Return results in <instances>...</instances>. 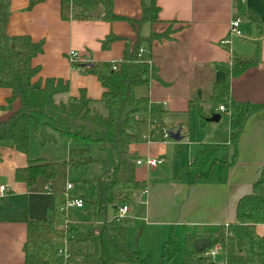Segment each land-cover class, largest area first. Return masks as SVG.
Here are the masks:
<instances>
[{"label":"crops","instance_id":"crops-1","mask_svg":"<svg viewBox=\"0 0 264 264\" xmlns=\"http://www.w3.org/2000/svg\"><path fill=\"white\" fill-rule=\"evenodd\" d=\"M0 1L8 11L6 35L28 36L32 42L43 44L42 53L32 60V66L39 68L33 82L43 84L47 79H59L68 85L67 93L55 96L56 102L76 98L80 90H84L87 98L97 101L103 92L95 77L71 66L67 60L69 53H75L76 61L87 65L117 62L127 46L142 40L139 49L156 68L159 82L152 81L147 88H140L139 96H148L150 102L161 104L165 111L162 122L174 129L171 131L179 130L182 139L151 141L128 148V153L137 154L138 160H162L155 168L141 165L135 169V179L147 184L135 205L128 207L124 219L126 226L130 222L138 223L133 224L140 227L136 239L145 231L151 235L156 231L168 235L172 231L180 236L171 240L178 242L181 251L179 245L183 244L185 234L215 235L221 225L235 220L238 200L250 193L264 165V111L246 117L233 142L229 114L218 110L219 106L227 110V105L212 106L204 102L215 83L216 69L229 68L232 58L237 56L254 57L256 66L230 80L231 99L239 103H264V0H243L242 5L256 16L260 30L239 17L236 0H155L158 21L153 24L141 22L140 0H111L116 19L110 22L102 19L101 8L96 18L63 20L62 0ZM236 18L241 20L242 37L231 38L229 45L221 46L220 42L228 38L230 23ZM167 30L168 38L147 41L152 34ZM108 36L115 39L104 49L102 44ZM10 95L9 90L0 89V121L18 109L17 100L7 108ZM191 105L202 106L207 119L212 114L220 115L218 123L206 121L200 125ZM223 114L226 115L224 128H216ZM57 143L65 150L58 176L53 180L39 177L30 188L15 182L14 173L31 161L51 162L45 152L35 153L32 144L27 154L0 148V187H6L0 195V264H23L26 223L45 220L51 212L53 196L65 197L73 189L69 180L72 172L65 164L69 159V143L62 138H57ZM204 145L218 146L220 151L213 159L209 177L189 185L182 174ZM109 155L113 159V153ZM168 160L169 165L165 166ZM221 166L225 172L222 180ZM68 184L72 186L70 191L66 189ZM255 231L258 236H264V225H257ZM127 240L128 228L126 245ZM64 249L76 256L77 264L79 256L70 251L68 243ZM129 250L140 251L137 245ZM169 257L165 262H169ZM214 261L224 263L220 251Z\"/></svg>","mask_w":264,"mask_h":264},{"label":"trees","instance_id":"trees-1","mask_svg":"<svg viewBox=\"0 0 264 264\" xmlns=\"http://www.w3.org/2000/svg\"><path fill=\"white\" fill-rule=\"evenodd\" d=\"M239 17L251 22L258 30L261 24L252 13L236 0ZM63 20H86L88 11L101 8L102 19L113 21L111 0H62ZM142 23L158 21L155 0H140ZM8 11L0 1V89L10 91L7 108L18 101V109L0 121V148L13 149L21 154L28 153L29 135L33 134L40 146L54 144L57 138L69 143L65 162L70 172L82 171L98 160L91 157L90 145H95L100 155L113 153L107 169L98 177L73 182V189L67 195L82 203L88 222H71L65 211V197L53 196L52 209L43 221L26 223L23 244V264H75V255L64 258L59 252L66 243L79 246L77 264H146L148 257L140 251L127 248V226L125 220L109 219V211L134 206L138 195L147 184L135 179V153H128L132 145L151 141L170 140L168 132L174 130L162 122L164 109L161 104L150 102L148 96H136V90L147 88L152 81L159 82L158 73L145 55L138 57L142 40L127 46L123 57L117 62L82 64L71 63L82 73L96 78L103 89L97 101L87 98L84 90L78 97L56 102L55 96L68 92V85L59 79H47L43 84L33 79L39 72L32 66V60L42 53V42L34 43L28 36L6 35ZM170 31L152 34L147 41L168 38ZM115 38L108 36L102 47L106 49ZM150 62V64L148 63ZM256 66L254 57H233L229 68L220 67L215 72V83L204 104L227 105L229 126L234 142L242 129L246 117L264 111V103H239L231 99L229 83ZM100 107L103 113L100 112ZM193 115L200 125L206 124L202 106L191 105ZM212 112V111H211ZM213 115V114H212ZM167 136H166V135ZM218 146L204 145L188 166L183 177L189 185L206 180L211 172L213 159L220 151ZM220 167L221 180L225 172ZM59 174V164L42 159L31 161L28 166L17 169L14 180L27 188L42 177L53 180ZM257 225H264V165L258 179L252 184L249 194L242 196L235 208V220L221 225L215 235L185 234L182 249L178 250L176 240H169L164 246L168 261L175 255L181 256L179 264H216L208 254L220 251L223 264H264V236H258Z\"/></svg>","mask_w":264,"mask_h":264},{"label":"rangeland","instance_id":"rangeland-1","mask_svg":"<svg viewBox=\"0 0 264 264\" xmlns=\"http://www.w3.org/2000/svg\"><path fill=\"white\" fill-rule=\"evenodd\" d=\"M247 25L246 23H243V26ZM140 88L136 90V96H139ZM100 112L103 113L102 108L100 107ZM226 118V115H221V121L219 125H217L216 128H224V120ZM222 130V129H221ZM32 144L35 145V153L38 152H45L44 154L51 162H56L59 164V167H63V161H64V147L60 145V143H54V144H48L45 147H41L39 143L37 142L33 130L31 128L30 135H29V145ZM39 148V149H38ZM89 149L91 151V157L98 160L96 163L88 165L84 168L82 171H76L72 172L69 176V180L71 182H78L79 180H86L93 177L100 176L107 167L111 164L112 158L109 153L100 155L97 151V147L95 145H90ZM168 160L165 163V166L169 165ZM62 170V169H61ZM67 215L70 217V220L72 222H88L90 218H87L84 211H72L70 209H67L66 211ZM109 219L113 218V212L109 211ZM138 224L135 222H130L127 225L128 228V240H127V246L129 249H134L135 245H137L138 250L143 253V256L148 257V260L146 261V264H179L181 262V256L177 255L174 256L173 259H171L169 262H165V259H162L164 256V246L165 244L171 240L175 239L178 236L177 233L173 234L172 231L167 235L164 232L156 231L155 235H151L148 231H145L143 235L138 237L139 239H136L138 236V232L140 227H137ZM135 234H137L135 238ZM178 243V242H177ZM68 247L71 248L70 251L74 254L78 253V250L83 251L85 247L83 245L75 246L68 244ZM179 248H182V243H180Z\"/></svg>","mask_w":264,"mask_h":264},{"label":"built area","instance_id":"built-area-1","mask_svg":"<svg viewBox=\"0 0 264 264\" xmlns=\"http://www.w3.org/2000/svg\"><path fill=\"white\" fill-rule=\"evenodd\" d=\"M240 2H241V4L244 3L243 0H240ZM240 25H241L240 18H236L230 23L228 38L223 40L222 42H220L221 46L229 45V43H230L229 39H231V38H241L242 37V31L240 29ZM143 53H144V51L142 49H139L138 57H141L143 55ZM67 60L69 61L70 64L76 63L77 62L76 61V54L73 52L69 53L67 56ZM148 63L150 64V62H148ZM218 110L221 113H227L228 114V111L223 106H219ZM161 163H162V160L153 159V158H146L145 160L136 161V166L144 165L148 168H155L156 166L160 165ZM66 189H67V191H70L72 189V186L70 184H68ZM5 191H6V187L1 186L0 187V195L3 194ZM65 199H66L65 200V210L72 209V208H75V209H81L82 208V203L80 200L71 199L68 197V195H65ZM127 213H128V207L123 206L116 211V214L114 215L113 218L115 219L116 222H120V221L125 219ZM59 254H61L64 258L69 257V254L67 253V251L65 249L61 250L59 252ZM216 254H217V249H214L208 254V256L212 259V261H214Z\"/></svg>","mask_w":264,"mask_h":264},{"label":"water","instance_id":"water-1","mask_svg":"<svg viewBox=\"0 0 264 264\" xmlns=\"http://www.w3.org/2000/svg\"><path fill=\"white\" fill-rule=\"evenodd\" d=\"M100 13H101V9L100 8H96V9H93L91 11H88L87 14L90 17H95L96 18L98 15H100ZM219 119H220V115L213 114L210 118L206 119V121L208 123H218ZM179 133H180L179 130H177L175 132L174 131H169L167 135H168L169 139L172 140V141H180L182 138H181Z\"/></svg>","mask_w":264,"mask_h":264}]
</instances>
